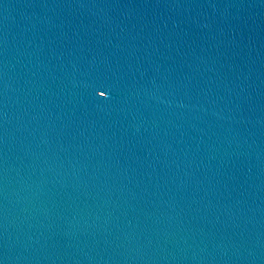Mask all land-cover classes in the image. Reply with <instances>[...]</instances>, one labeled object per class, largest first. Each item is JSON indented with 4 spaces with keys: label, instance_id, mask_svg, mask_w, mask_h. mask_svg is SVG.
<instances>
[{
    "label": "water",
    "instance_id": "water-1",
    "mask_svg": "<svg viewBox=\"0 0 264 264\" xmlns=\"http://www.w3.org/2000/svg\"><path fill=\"white\" fill-rule=\"evenodd\" d=\"M0 264H264V0H0Z\"/></svg>",
    "mask_w": 264,
    "mask_h": 264
}]
</instances>
